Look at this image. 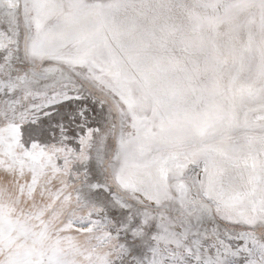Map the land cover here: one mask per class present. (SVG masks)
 Here are the masks:
<instances>
[{"label": "snow or ice", "instance_id": "snow-or-ice-1", "mask_svg": "<svg viewBox=\"0 0 264 264\" xmlns=\"http://www.w3.org/2000/svg\"><path fill=\"white\" fill-rule=\"evenodd\" d=\"M0 264H264V0H0Z\"/></svg>", "mask_w": 264, "mask_h": 264}]
</instances>
